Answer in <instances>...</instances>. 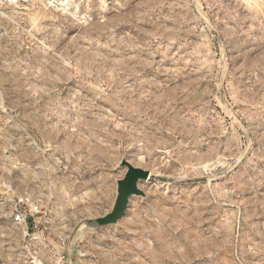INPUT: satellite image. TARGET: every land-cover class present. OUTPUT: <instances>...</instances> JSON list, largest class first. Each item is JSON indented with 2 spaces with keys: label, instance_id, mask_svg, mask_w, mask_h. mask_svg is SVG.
<instances>
[{
  "label": "rangeland",
  "instance_id": "obj_1",
  "mask_svg": "<svg viewBox=\"0 0 264 264\" xmlns=\"http://www.w3.org/2000/svg\"><path fill=\"white\" fill-rule=\"evenodd\" d=\"M109 6L0 9V264H264V0Z\"/></svg>",
  "mask_w": 264,
  "mask_h": 264
},
{
  "label": "built area",
  "instance_id": "obj_2",
  "mask_svg": "<svg viewBox=\"0 0 264 264\" xmlns=\"http://www.w3.org/2000/svg\"><path fill=\"white\" fill-rule=\"evenodd\" d=\"M47 8L64 13L81 23H88L95 18L104 20L114 0H37ZM29 0H0V9L5 6H17ZM22 208L15 214L16 222H24L30 216L27 199H21Z\"/></svg>",
  "mask_w": 264,
  "mask_h": 264
},
{
  "label": "water",
  "instance_id": "obj_3",
  "mask_svg": "<svg viewBox=\"0 0 264 264\" xmlns=\"http://www.w3.org/2000/svg\"><path fill=\"white\" fill-rule=\"evenodd\" d=\"M123 165L126 166V172L116 181V197L112 209L102 216L83 220L77 225V230L116 223L125 214L130 197L144 195L139 182L148 177V171L127 161H124Z\"/></svg>",
  "mask_w": 264,
  "mask_h": 264
},
{
  "label": "bare ground",
  "instance_id": "obj_4",
  "mask_svg": "<svg viewBox=\"0 0 264 264\" xmlns=\"http://www.w3.org/2000/svg\"><path fill=\"white\" fill-rule=\"evenodd\" d=\"M29 1H32V0H29ZM34 260H36V259H34ZM37 262H39L38 260H37ZM42 264V263H41Z\"/></svg>",
  "mask_w": 264,
  "mask_h": 264
}]
</instances>
